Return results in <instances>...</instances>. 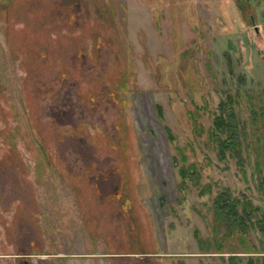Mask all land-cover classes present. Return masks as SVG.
Wrapping results in <instances>:
<instances>
[{
  "label": "rangeland",
  "instance_id": "374dc122",
  "mask_svg": "<svg viewBox=\"0 0 264 264\" xmlns=\"http://www.w3.org/2000/svg\"><path fill=\"white\" fill-rule=\"evenodd\" d=\"M228 94L240 162L209 137ZM262 100L264 0H0V264L264 254V226L221 237L209 208L225 186L264 217ZM178 150L209 192L178 190Z\"/></svg>",
  "mask_w": 264,
  "mask_h": 264
},
{
  "label": "trees",
  "instance_id": "16d2710c",
  "mask_svg": "<svg viewBox=\"0 0 264 264\" xmlns=\"http://www.w3.org/2000/svg\"><path fill=\"white\" fill-rule=\"evenodd\" d=\"M235 102V96L226 95L225 99L219 100L217 111L211 120L209 128V137L214 142L219 158L228 154L234 156L236 160L241 161V131L244 126L239 120L236 110L232 103ZM157 114L161 115V105L154 103ZM250 121L261 126L260 135L257 138L260 142L257 144L260 150L261 164L264 165V100L258 103L257 108H250ZM241 122V124H240ZM164 128L167 131V137L172 138L170 130L166 124ZM246 146V144H245ZM172 164L175 167L178 180L177 188L179 191L194 188L197 195H203L209 192L208 183H199V171L194 162L186 160V154L178 150L177 154L171 155ZM258 168L260 166L257 165ZM256 168V169H258ZM210 211L214 220V233L219 228L223 229L222 236L233 232H246L248 228L258 227L262 229L264 226V217L262 214L256 215L261 210L257 204H253L251 200L244 195L233 194L227 187L218 189L210 198ZM264 214V212H262ZM197 236V235H196ZM200 238V242H202ZM218 241V240H217ZM216 243V242H215ZM218 243V242H217ZM208 245V244H207ZM203 247V242L200 243ZM256 252V251H254ZM221 264H264V254L243 255L236 252H229L223 259Z\"/></svg>",
  "mask_w": 264,
  "mask_h": 264
}]
</instances>
